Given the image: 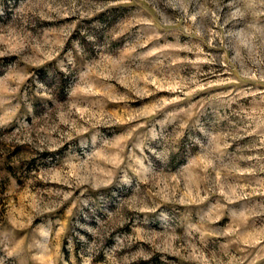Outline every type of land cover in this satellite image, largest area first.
Masks as SVG:
<instances>
[{
    "label": "rangeland",
    "instance_id": "obj_1",
    "mask_svg": "<svg viewBox=\"0 0 264 264\" xmlns=\"http://www.w3.org/2000/svg\"><path fill=\"white\" fill-rule=\"evenodd\" d=\"M0 264H264V0H0Z\"/></svg>",
    "mask_w": 264,
    "mask_h": 264
}]
</instances>
